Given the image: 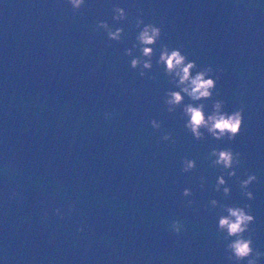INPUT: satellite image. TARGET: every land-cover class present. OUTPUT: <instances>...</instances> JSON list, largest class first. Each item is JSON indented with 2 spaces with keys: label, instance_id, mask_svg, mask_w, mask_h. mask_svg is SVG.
Wrapping results in <instances>:
<instances>
[{
  "label": "water",
  "instance_id": "obj_1",
  "mask_svg": "<svg viewBox=\"0 0 264 264\" xmlns=\"http://www.w3.org/2000/svg\"><path fill=\"white\" fill-rule=\"evenodd\" d=\"M117 6L126 20L113 19ZM138 17L162 29L143 77L131 68L143 58ZM163 45L217 70L212 99L182 93L168 112L165 94L179 89L157 64ZM216 100L221 113L244 107L235 141L185 127L184 106L204 103L207 116ZM214 148L242 153L235 177L212 166ZM185 157L196 161L187 173ZM245 204L264 252V0H86L76 12L68 0H0V264H233L218 221Z\"/></svg>",
  "mask_w": 264,
  "mask_h": 264
},
{
  "label": "clouds",
  "instance_id": "obj_2",
  "mask_svg": "<svg viewBox=\"0 0 264 264\" xmlns=\"http://www.w3.org/2000/svg\"><path fill=\"white\" fill-rule=\"evenodd\" d=\"M71 4L73 11L81 10L86 0H68ZM113 19L117 22L127 19V13L122 7L114 8ZM142 30L136 37V47L142 54V57H137L131 60L132 69H140V76L146 75L144 69H151L153 67L152 58L155 55L154 47L162 36V29L154 24H145L144 20L140 17L136 20V27ZM102 28L107 31L108 37L112 41H121L123 38L124 29L116 28L115 30L106 22L100 21L98 29ZM126 55L131 56L132 52L130 49L126 50ZM157 64L164 67V72L167 76L172 77V83L176 85L179 90L168 91L165 94V104L168 106L167 110L170 113L176 111V107L180 106L184 100L182 93H186L193 101H201L205 99H212L213 93L217 88V81L220 79V75L213 74L217 72L211 65L199 70L195 60H189L186 55L182 53L179 48L169 49L167 45H163L161 48V54L157 61ZM195 71V75L193 72ZM219 73H223V69L218 70ZM174 74V75H173ZM178 78V80H177ZM155 79V77H152ZM222 104H225L222 100H216L214 102V111L206 116L205 104L200 103L198 106L187 104L183 108V115L186 116L187 122L185 127L190 131L196 140H202L205 138V132L210 133L211 136L216 140L227 139L228 141H235L237 136L242 132L244 126V107L239 108L231 113H221L220 109ZM175 106V107H169ZM113 113H105L106 118H110ZM151 125L154 129L159 130L161 123L157 120H151ZM163 140L172 141V134L167 133L163 136ZM216 157L211 160L212 166H222L226 174L229 177H235L237 175L236 168L239 167L242 160V153L234 152L231 148L227 149H213L210 153L209 159ZM196 168V161L184 158L182 171L187 173ZM230 170V171H229ZM203 177L201 178V187H204ZM258 180L255 174H251L247 179L240 182L242 194L247 199H255L254 193L249 191V187ZM222 185H227V180L224 175L219 176L216 183V191H220ZM231 188L225 186L223 188V194L225 197L229 196ZM184 196L192 195V191L189 188H185L183 192ZM189 203H192L191 201ZM212 206L217 205L218 201L213 199L211 202ZM223 208L228 215H221L218 221V231L225 233L224 239L230 241L226 245V252L228 253V260L232 261L233 264H243L247 261V264H258L261 257H264V252H260L253 247L254 241L252 235L254 229L250 226L256 222V217L251 213L252 206L245 204L243 207L239 206H227ZM71 211V209H70ZM57 215H60V209H56ZM48 213L45 212V216ZM64 217L61 216V219ZM183 225L179 220H175L171 224V229L175 234L179 235ZM83 231V229H79ZM245 233H248L247 237Z\"/></svg>",
  "mask_w": 264,
  "mask_h": 264
}]
</instances>
